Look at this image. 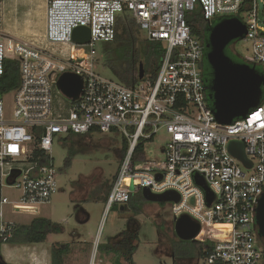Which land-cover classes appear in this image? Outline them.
Listing matches in <instances>:
<instances>
[{"label": "built area", "instance_id": "2783aa9c", "mask_svg": "<svg viewBox=\"0 0 264 264\" xmlns=\"http://www.w3.org/2000/svg\"><path fill=\"white\" fill-rule=\"evenodd\" d=\"M259 4L264 8V0H47L44 40L59 48L49 51L0 32V78L6 59L18 61L20 74L18 87L0 95L2 241L18 224L12 215H31L57 192L50 152L54 140L62 139V134L115 130L127 146L107 206L127 203L145 187L153 193L174 190L179 200L171 202L173 215L188 214L199 222L194 238L209 243L207 264H264L254 224L257 200L264 192V84L260 102L244 118L219 123L207 102L201 40L186 18L195 11L205 22L218 14L238 17L246 26L243 39L251 47L249 64H260L264 72ZM124 12L148 41L163 48L156 77L144 73L131 86L95 70L97 45L115 38L117 18ZM79 26L90 30L89 41L83 44L73 38ZM63 72L83 79L76 100L58 88ZM160 132L163 158L149 160L146 154L144 161L135 163L136 149L142 145L146 153ZM230 140L243 142L250 168L230 154ZM195 175L208 186L210 205ZM4 185L16 188L18 198L3 195ZM219 224L226 227H215ZM90 264H95L93 258Z\"/></svg>", "mask_w": 264, "mask_h": 264}, {"label": "rangeland", "instance_id": "374dc122", "mask_svg": "<svg viewBox=\"0 0 264 264\" xmlns=\"http://www.w3.org/2000/svg\"><path fill=\"white\" fill-rule=\"evenodd\" d=\"M45 5L46 0H34L29 23H26L20 17L22 15L19 14L24 7H19L17 14L12 7L0 4V32L18 40L33 42L49 51L59 48V45H47L44 40ZM194 13L197 14L196 11L186 13V18L188 16L193 18ZM221 17L224 18L225 15L218 14L214 18L218 20ZM258 18L260 21H264V8L261 4L258 7ZM194 25H197L196 21ZM202 30L203 27L193 33L200 40ZM137 31L139 37H144V32L141 29L138 28ZM100 45H97L98 49H100ZM80 53V50H77L76 55ZM226 53L233 60L240 62L250 63L252 58L250 43L243 38L235 40L229 49H226ZM256 68L260 72L262 71L260 64ZM95 70L104 77L116 79L112 71L104 65L100 51L97 55ZM203 72L204 77L209 78L206 59L203 61ZM161 135L162 132L157 134L154 143L148 145L147 159L160 160L163 158L161 146L164 143V135ZM61 136L62 139L54 140L50 151L57 171V193L52 198L57 202L54 201L51 206H40L36 209V214L45 216L47 210H54L53 220L59 221L64 218L67 221L63 225L65 231L59 230L51 233L44 242L35 245L2 243L0 253L7 263L43 264V261L50 259L51 245L61 241L68 242L70 245L71 251L66 256V264H90L92 257H94L95 264H108L111 262L108 259H99L104 252L95 247L96 243L115 241L121 231L130 228L137 231L136 249L133 255L134 264H183L180 263L183 259L178 253L179 248L174 249L173 247L175 241L184 246L185 244L181 241L187 243L184 248H188L187 251L191 256L189 261H194V264H207L205 257L199 255L197 258L198 248L188 244L191 240H181L175 236L173 231L174 215L170 202L144 201L133 197L126 210L121 209L122 205L117 203L105 207V195L111 187L121 160L123 139L120 132L115 130L111 132L93 131L89 134H71L69 137L62 134ZM68 155L72 156L71 164L65 167L64 160ZM2 193L10 200L17 199L19 196V191L8 185L2 187ZM78 194L86 195L88 198L84 203L90 218L83 225H79L75 221L76 209L68 208ZM12 218L18 223H27L31 216L19 213L12 215ZM74 228L81 230L83 238L88 239L93 236L92 243L88 248L74 250L77 246L76 242L72 241L73 238L70 234ZM33 246L35 247L33 248ZM41 249H46L44 251L46 259L39 255ZM82 253L84 255L86 253V259Z\"/></svg>", "mask_w": 264, "mask_h": 264}, {"label": "water", "instance_id": "95a60500", "mask_svg": "<svg viewBox=\"0 0 264 264\" xmlns=\"http://www.w3.org/2000/svg\"><path fill=\"white\" fill-rule=\"evenodd\" d=\"M206 30L208 32L206 43L208 50L205 59L210 72L207 97L211 102L216 120L221 124H230L236 118H244L249 110L260 102L264 72H259L255 64L235 61L225 53L226 46L231 41L243 38L246 32L245 24L238 17L220 18L214 24L208 25ZM73 38L80 44L88 42L89 28L85 26L75 28ZM143 75L144 67L140 62L138 78L141 79ZM57 85L66 97L76 100L82 91L83 79L78 74L63 72L58 78ZM228 151L246 168L252 166V162L246 157L242 141L230 140ZM194 179L205 191L206 202L210 205L212 194L208 186L198 175H195ZM141 194L144 199L149 201L171 203L179 200V194L174 190L153 193L145 187ZM254 224L257 229V237L264 242V192L257 200ZM173 229L181 240L196 241L194 236L198 233L200 225L188 214H182L177 218L174 217ZM0 264H9L1 253Z\"/></svg>", "mask_w": 264, "mask_h": 264}, {"label": "trees", "instance_id": "16d2710c", "mask_svg": "<svg viewBox=\"0 0 264 264\" xmlns=\"http://www.w3.org/2000/svg\"><path fill=\"white\" fill-rule=\"evenodd\" d=\"M196 12L197 14L194 13L193 18L190 16L187 17V22L190 25L192 33L199 31L205 25V20L203 19L202 14L198 11ZM195 21L197 22V27L194 25ZM137 30L138 26L129 13L124 12L120 14L116 22L115 38L110 42L102 43L99 50L104 61V65L112 71L117 80L128 86L134 85L138 82V67L140 62L143 64L144 73H151V77L154 79L158 71L159 58L163 53V48L160 43L148 41L145 36L139 37ZM204 60L205 59L201 60V67L207 96V89L210 83V72H208L209 78H205L203 72ZM18 65L17 60H5L4 72L0 78V95L10 92L18 87L20 82ZM207 102L211 106V102L208 97ZM70 135L71 134L67 136L69 137ZM126 146V142L123 141L121 146L122 154L124 153ZM71 159V155H68L65 158V167H68L71 164ZM145 159L146 153L141 145L136 149L133 160L136 163L138 161H144ZM108 192L109 189L107 190V193ZM133 197H137L138 199H142L144 201L146 200L143 198L141 192H139L130 196L128 204L132 202ZM59 230H61V225L53 222L51 219L43 216H33L27 223H18L12 233V236L8 238L6 242L20 245L42 243L49 234L58 232ZM136 239V230H123L120 232L117 240L108 243L99 242L97 249L107 254L113 253L114 257L112 264H134L133 255L136 249ZM181 242L185 245L187 244L185 241ZM2 243L4 242L0 237V246ZM201 243L202 242L200 241H190L188 244L194 246L195 248H199L201 252L203 244ZM262 248L264 259V242L262 243ZM187 249L188 248H183L182 250L188 254L189 252ZM68 250V244L56 243L51 245L50 264H65L64 259ZM201 255L205 257V251H202ZM120 258L123 259L124 263L120 261Z\"/></svg>", "mask_w": 264, "mask_h": 264}, {"label": "crops", "instance_id": "0c3cea01", "mask_svg": "<svg viewBox=\"0 0 264 264\" xmlns=\"http://www.w3.org/2000/svg\"><path fill=\"white\" fill-rule=\"evenodd\" d=\"M12 3V4H11ZM33 3H34V0H1L0 1V4H6L7 6H9V7H12V9H13V11H15L17 14H18V8L19 7H24L23 9H22V11H20V15H22V16H20V17H22L23 18V20H25V22L26 23H29V16L31 15V12H32V8H33ZM47 6V0H46V5H45V7ZM45 24H46V9H45ZM44 32H45V25H44ZM57 193V192H56ZM55 193V194H56ZM107 196H108V193H106V195H105V207L107 208V205H106V199H107ZM53 197V196H52ZM51 197V200H50V202L48 203V204H45V205H42V206H47V205H49V206H51V205H53V203H54V201L55 202H57L56 201V199H54V198H52ZM87 197H86V195H77V196H75L74 197V200L72 201V203L71 204H69V206H68V208H70V207H72V208H74V209H76V212H75V221H76V223L77 224H79V225H83L84 224V222H86L89 218H90V214H89V212L87 211V209L85 208V203H84V201H87ZM129 202V201H128ZM128 202L127 203H123V204H120V205H122L121 206V209H124V210H126L127 209V206H129V204H128ZM118 204V203H117ZM40 207V206H39ZM38 207V208H39ZM37 208V209H38ZM55 214V212H54V210H47L46 211V214H45V216H43V217H46V218H49V219H51L53 222H56V223H60V225H61V230L64 232L65 231V229H64V227H63V225L64 224H66V220H64V218H61L59 221H55V220H53V215ZM31 217H33V216H37V214H36V211L34 212V213H32L31 215H30ZM79 225H77V226H79ZM129 230H133V229H130L129 228ZM173 231H174V229H173ZM175 233V232H174ZM71 235H72V238H73V242H76L75 244H76V246H77V248H74V250L75 249H81V248H83V249H86V248H88L89 246H90V244L92 243L91 242V238L93 237H90V238H88V239H86V238H83V236H82V234H81V230H79V229H77V228H74V230L70 233ZM175 236H177L176 234H175ZM58 243H64V244H68V242H61V241H57ZM69 242H71V241H69ZM203 243V244H202ZM201 244H202V249H201V252L202 251H205V249L206 248H208L209 247V243H206V242H202ZM80 244V245H79ZM32 245H35V244H32ZM97 245H98V243H97ZM27 246V245H26ZM70 246V245H69ZM186 246V245H185ZM184 245H181V244H179L178 243V241H175L174 242V249H177V248H179L178 249V253L180 254V256L182 257V259H183V261H181L180 263H183V264H194L195 262L194 261H189V260H191L190 259V255H189V253L187 254V252H183V248L185 247ZM35 246H33V248H34ZM96 248H97V246H95ZM82 249V250H83ZM46 250V249H45ZM44 249H41L39 252H40V256H43V257H45V259H46V255L44 254L45 251ZM69 251H71L70 250V248H69V250H68V252ZM78 251V250H77ZM68 252L66 253V255H65V259H64V261H65V264H66V256L68 255ZM201 252H200V249L198 248V252H197V258H199V255H201ZM75 253V252H74ZM87 253V252H86ZM86 253H85V255H86ZM83 255H84V253H82ZM85 255H84V259H86V257H85ZM202 256V255H201ZM113 257H114V254L113 253H110V254H107V253H102L101 254V256L99 257V259L100 260H102V259H108L109 261H111V262H108V264H112L113 263ZM93 259H94V257H92ZM120 261L121 262H123L124 263V261H123V259L122 258H120ZM44 263L43 264H50V259H47V260H45V261H43Z\"/></svg>", "mask_w": 264, "mask_h": 264}, {"label": "flooded vegetation", "instance_id": "af4514ba", "mask_svg": "<svg viewBox=\"0 0 264 264\" xmlns=\"http://www.w3.org/2000/svg\"><path fill=\"white\" fill-rule=\"evenodd\" d=\"M216 21H217L216 18H213V19L209 20V22H205V25H204V27H203V30H202V39H201V48H202V58H201V60H202V59H205L206 52H207V50H208L207 47H206V43H207V35H208V32H207V30H206V27H207L208 25H212V24H214ZM234 42H235V40H234V41H231V42L226 46V48H225V53H226V49H227V48L229 49L230 45H232ZM226 54H227V53H226ZM121 156H122V155H121Z\"/></svg>", "mask_w": 264, "mask_h": 264}, {"label": "bare ground", "instance_id": "6f19581e", "mask_svg": "<svg viewBox=\"0 0 264 264\" xmlns=\"http://www.w3.org/2000/svg\"><path fill=\"white\" fill-rule=\"evenodd\" d=\"M80 55H81V53H80V54H77V56H80ZM215 227H218L219 229H221V228L226 227V225H224V224H219V225H216Z\"/></svg>", "mask_w": 264, "mask_h": 264}]
</instances>
